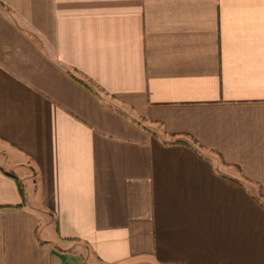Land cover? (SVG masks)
Returning <instances> with one entry per match:
<instances>
[{
	"label": "crops",
	"instance_id": "1",
	"mask_svg": "<svg viewBox=\"0 0 264 264\" xmlns=\"http://www.w3.org/2000/svg\"><path fill=\"white\" fill-rule=\"evenodd\" d=\"M0 264H264V0H0Z\"/></svg>",
	"mask_w": 264,
	"mask_h": 264
},
{
	"label": "trees",
	"instance_id": "2",
	"mask_svg": "<svg viewBox=\"0 0 264 264\" xmlns=\"http://www.w3.org/2000/svg\"><path fill=\"white\" fill-rule=\"evenodd\" d=\"M22 190V189H21ZM22 193H23V196H24V192L22 191Z\"/></svg>",
	"mask_w": 264,
	"mask_h": 264
}]
</instances>
